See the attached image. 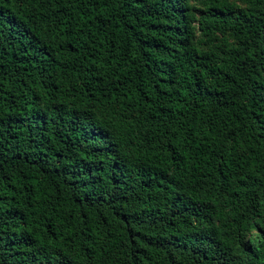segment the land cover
Wrapping results in <instances>:
<instances>
[{"label":"trees","instance_id":"16d2710c","mask_svg":"<svg viewBox=\"0 0 264 264\" xmlns=\"http://www.w3.org/2000/svg\"><path fill=\"white\" fill-rule=\"evenodd\" d=\"M0 264H264V0H0Z\"/></svg>","mask_w":264,"mask_h":264}]
</instances>
